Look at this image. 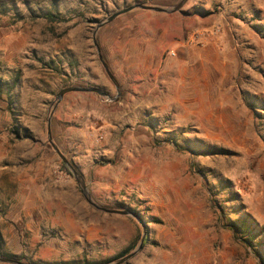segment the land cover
Segmentation results:
<instances>
[{
  "label": "rangeland",
  "instance_id": "1",
  "mask_svg": "<svg viewBox=\"0 0 264 264\" xmlns=\"http://www.w3.org/2000/svg\"><path fill=\"white\" fill-rule=\"evenodd\" d=\"M179 1L0 0V258L112 264L143 225L125 264H264V0H188V18L170 15L183 37L163 26L142 80L130 52L159 41L162 26L141 16L161 14L135 9L96 30L125 8ZM173 40L217 52L174 63ZM70 87L117 100L73 92L55 105ZM48 122L90 200L141 222L87 203Z\"/></svg>",
  "mask_w": 264,
  "mask_h": 264
},
{
  "label": "water",
  "instance_id": "2",
  "mask_svg": "<svg viewBox=\"0 0 264 264\" xmlns=\"http://www.w3.org/2000/svg\"><path fill=\"white\" fill-rule=\"evenodd\" d=\"M187 1L188 0H180L178 3H176L175 5H173L172 7H169V8H162V7H156V6H145V5H134V6L125 8L123 10H120V11L112 14L111 16L106 18V20L103 23L99 24L97 26L96 30H98L103 25H106L109 22L113 21L118 16L126 14V13H128V12H130L132 10H135V9H140V10H143V11H150V12L159 13V14H168V15H171V14H174V13H181L182 12V8H183V6L185 5V3ZM95 35H96V31H95V33L92 36L93 46L95 47V50L97 52V56H98L99 62L101 63V65H102L107 77L112 82V84H113V86H114V88L116 90L117 97H118V96H120L119 86H118L116 80L114 79V77L112 76V74L109 72L106 64L103 62V60L101 58V55L99 54V48H98V46L96 44ZM73 92H75V93H93V94H96L99 97H101L103 99H106V100H109V101H116L117 100V98H111L106 92H103V91H101V90H99L97 88L70 87V88L62 89V90H60L58 92V94L56 95V104L55 105H57L61 101L62 97L65 94L73 93ZM47 138H48V144L51 146V148L56 153V155L59 157L61 162L65 165V167L68 169V171L70 172L71 176L76 181L77 185L81 188V193H82V195L84 196L85 200L87 201V203L90 206H92L96 210H98L100 212H103V213H106V214L120 215V216H130V217L135 218V219L140 221V219H138V217L134 213H132L130 211H127V210H112V209L99 207L96 204H94L90 200V198L88 196V192L86 190V187H85V185L83 183V180H82L81 176L70 166V164L67 162V160L64 158V156L60 153L58 148L53 143V141L51 139V134H50L49 122H48V126H47ZM142 228H143V231H142V235H141V238H140V241H139V244H138L137 248L134 251H132L131 253L127 254L126 256H124L122 258H120L118 261H116V262H114L112 264H125L127 261H129L141 249L142 244H143V242L145 240V237H146L143 225H142ZM0 263H3V264H23V263H21L19 261L8 259V258H0Z\"/></svg>",
  "mask_w": 264,
  "mask_h": 264
},
{
  "label": "crops",
  "instance_id": "3",
  "mask_svg": "<svg viewBox=\"0 0 264 264\" xmlns=\"http://www.w3.org/2000/svg\"><path fill=\"white\" fill-rule=\"evenodd\" d=\"M162 6H167L162 4ZM197 14V13H196ZM182 17L188 18L189 15L182 11L180 13ZM198 17V16H197ZM141 18H144L148 23H154V24H160L159 26H162L160 30H158L159 34V41L155 44H149L145 49L143 48H135V46L132 48V52H130V57H134L133 64L131 67L136 69L134 71V74L137 76L139 80L144 79L148 74H150V71H152V65L156 62L158 64V61L161 60V56H158V52H162L164 45L166 44L164 35L168 33L167 27H163L166 23H173L177 24L175 26V32L172 34L176 36L177 38H182L186 29V23L184 20H181V18L177 19L175 16H170V15H155V16H141ZM152 26V25H151ZM171 34V33H169ZM148 41V40H145ZM172 43V46H170V53H174V63H177L181 60L182 55H189V52L194 53V52H217L215 49V43H209L207 44L204 48H198L195 46H186L185 43H181L179 41H169ZM131 49V48H130ZM152 52L156 53V56H152ZM168 52V53H169ZM155 60V61H154ZM167 62V60H166ZM169 63V62H168ZM141 74V75H140Z\"/></svg>",
  "mask_w": 264,
  "mask_h": 264
},
{
  "label": "built area",
  "instance_id": "4",
  "mask_svg": "<svg viewBox=\"0 0 264 264\" xmlns=\"http://www.w3.org/2000/svg\"><path fill=\"white\" fill-rule=\"evenodd\" d=\"M220 32V30L218 28H213L212 30H210L209 32H206V33H202V34H199L197 33L195 36H194V39H200V38H204V39H207L209 38L210 36L212 37H215V36H218V33ZM193 40V39H192ZM171 56H174V53H171L170 54Z\"/></svg>",
  "mask_w": 264,
  "mask_h": 264
},
{
  "label": "trees",
  "instance_id": "5",
  "mask_svg": "<svg viewBox=\"0 0 264 264\" xmlns=\"http://www.w3.org/2000/svg\"><path fill=\"white\" fill-rule=\"evenodd\" d=\"M41 18L45 19L48 22H54V21L58 20L57 16H53L52 14H46L44 16H41ZM62 167L70 175V172L68 171V169L64 165ZM145 243H146V241L143 242V246H144ZM127 254H128L127 251L122 253L120 258L126 256Z\"/></svg>",
  "mask_w": 264,
  "mask_h": 264
}]
</instances>
